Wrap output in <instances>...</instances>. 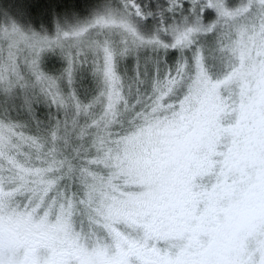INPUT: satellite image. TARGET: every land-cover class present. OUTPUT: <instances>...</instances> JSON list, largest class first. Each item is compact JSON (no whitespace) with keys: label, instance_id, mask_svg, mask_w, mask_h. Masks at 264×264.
<instances>
[{"label":"snow or ice","instance_id":"obj_1","mask_svg":"<svg viewBox=\"0 0 264 264\" xmlns=\"http://www.w3.org/2000/svg\"><path fill=\"white\" fill-rule=\"evenodd\" d=\"M0 264H264V0L0 9Z\"/></svg>","mask_w":264,"mask_h":264},{"label":"trees","instance_id":"obj_2","mask_svg":"<svg viewBox=\"0 0 264 264\" xmlns=\"http://www.w3.org/2000/svg\"><path fill=\"white\" fill-rule=\"evenodd\" d=\"M37 2L38 0H0V9H12V6L15 7L16 5L21 8H28ZM14 9L11 11L14 12ZM37 12H39V9H37Z\"/></svg>","mask_w":264,"mask_h":264},{"label":"rangeland","instance_id":"obj_3","mask_svg":"<svg viewBox=\"0 0 264 264\" xmlns=\"http://www.w3.org/2000/svg\"><path fill=\"white\" fill-rule=\"evenodd\" d=\"M15 8V9H14ZM21 7H19L18 5H16L15 7L12 6V9L10 8V10H15L14 12H16L18 9H20Z\"/></svg>","mask_w":264,"mask_h":264}]
</instances>
